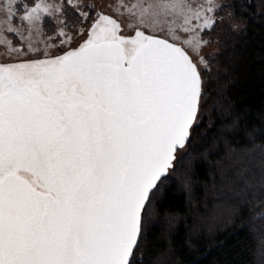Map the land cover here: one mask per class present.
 I'll use <instances>...</instances> for the list:
<instances>
[{"label":"water","instance_id":"1","mask_svg":"<svg viewBox=\"0 0 264 264\" xmlns=\"http://www.w3.org/2000/svg\"><path fill=\"white\" fill-rule=\"evenodd\" d=\"M97 37L62 55V78L47 58L32 65L38 79L0 69V84L25 89L2 106L22 118L0 137V264H130L151 193L190 138L201 96L191 56L157 35L131 54L128 36ZM75 72L89 94L64 90ZM32 82L66 93L37 97Z\"/></svg>","mask_w":264,"mask_h":264},{"label":"trees","instance_id":"2","mask_svg":"<svg viewBox=\"0 0 264 264\" xmlns=\"http://www.w3.org/2000/svg\"><path fill=\"white\" fill-rule=\"evenodd\" d=\"M228 12L243 27L204 31L220 48L199 71L190 138L151 193L130 264H264V0H226ZM206 203L223 209L217 220Z\"/></svg>","mask_w":264,"mask_h":264},{"label":"rangeland","instance_id":"3","mask_svg":"<svg viewBox=\"0 0 264 264\" xmlns=\"http://www.w3.org/2000/svg\"><path fill=\"white\" fill-rule=\"evenodd\" d=\"M21 1L0 0V69L32 66L76 49L106 30L126 36L137 32L141 40L148 35L164 37L181 46L198 71H202L221 43L218 37L204 31L216 20L229 21L238 29L243 27L232 13H219L226 0H33L31 4ZM66 7L76 13V20L68 17ZM214 189L208 187V196L217 200ZM204 206L205 216L211 215L214 221L222 214L219 206ZM205 218L199 217L201 224L211 223Z\"/></svg>","mask_w":264,"mask_h":264},{"label":"flooded vegetation","instance_id":"4","mask_svg":"<svg viewBox=\"0 0 264 264\" xmlns=\"http://www.w3.org/2000/svg\"><path fill=\"white\" fill-rule=\"evenodd\" d=\"M111 28V27H110ZM112 29V28H111ZM106 30H103L102 32H104V34L101 32L99 34V36L97 38H101L104 37L105 39H113V38H119L120 33L118 32H108ZM95 35L94 38L92 39L95 40L96 39ZM141 35L140 33H135L134 35L128 36V38L123 39L124 41V45H125V52L127 54H131L133 52V50L136 48V46L138 45L137 43L141 42ZM121 38V37H120ZM128 39V40H127ZM66 51H64L65 53ZM60 54V55H56L53 57H49L47 58L45 61L47 62V66L54 68L57 71V75H59V77L62 78V73L64 70L60 71V66L59 64H57L59 62V60H61V62H63V57L62 55L64 54ZM39 65V64H37ZM46 66V67H47ZM42 67V66H41ZM39 68V66H32L31 68H19V69H12L9 72L10 75L9 77H12L13 80L17 79V77L19 78H23L24 80L27 79L29 80L31 75H35L38 79V72L42 73L43 68ZM2 73H4L2 71ZM45 76H47L46 72L43 74ZM48 79H50L47 76ZM65 82H64V90L66 92H70L72 89V86L74 83H78L79 82V78H78V72H75V74H72L71 76L65 74L63 76ZM11 79V78H10ZM15 82V80H14ZM25 87L30 88L31 92L35 93V95L38 97H45V98H49L54 96L55 94L61 95L62 93H66L60 89H52V88H48L45 89L46 86H50V84H39L36 82H32L31 85H28L27 83H24ZM18 87H15L14 83H11V81H6L2 84H0V96H3V101L0 103V137H4L6 134H10L12 130H14L16 128V126L20 125L21 122V118L22 116L20 115H15V111L16 109H14V111H10L8 110V106L6 108V106L4 107V110L2 109L4 106L3 102L5 101V97H7V95L9 94V97H14L17 94L20 93H24L23 91L25 90L24 87L19 88V91L17 89ZM37 88V89H36ZM75 92H79V93H83V94H89L91 92V89L89 88V85L87 82L83 81V82H79L76 86ZM55 93V94H54ZM28 97V96H27ZM26 97V99H28ZM7 100V99H6ZM2 109V110H1ZM13 113V114H12ZM12 172H17L19 174L22 175H28L29 172L25 171V170H20L18 168H13L11 170Z\"/></svg>","mask_w":264,"mask_h":264}]
</instances>
